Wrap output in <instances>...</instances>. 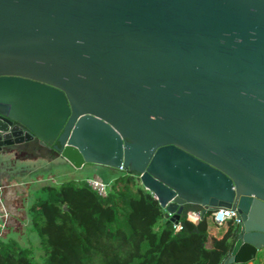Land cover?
<instances>
[{"label": "water", "instance_id": "obj_1", "mask_svg": "<svg viewBox=\"0 0 264 264\" xmlns=\"http://www.w3.org/2000/svg\"><path fill=\"white\" fill-rule=\"evenodd\" d=\"M135 173L178 223L238 210L264 249V0H0V150Z\"/></svg>", "mask_w": 264, "mask_h": 264}, {"label": "trees", "instance_id": "obj_2", "mask_svg": "<svg viewBox=\"0 0 264 264\" xmlns=\"http://www.w3.org/2000/svg\"><path fill=\"white\" fill-rule=\"evenodd\" d=\"M27 145L32 157H55L36 141ZM40 191L27 209L38 244L31 248L4 235L0 264H223L237 238V223L229 220L222 234H212V212L192 216L200 211L193 205L184 207L176 232L159 201L126 170L116 173L105 196L84 178Z\"/></svg>", "mask_w": 264, "mask_h": 264}, {"label": "crops", "instance_id": "obj_3", "mask_svg": "<svg viewBox=\"0 0 264 264\" xmlns=\"http://www.w3.org/2000/svg\"><path fill=\"white\" fill-rule=\"evenodd\" d=\"M24 149L28 147V145H24ZM5 149L0 150V158L4 157ZM27 154L26 159H22L21 161L14 162L12 168H15V172L11 173L9 170L12 168L9 162L6 164H1L0 167V183L5 186L3 196H2V204L6 209H8L10 213V217L8 220V229L5 232L6 236L13 237L17 239L23 245L28 246L27 244L30 239L28 240L27 233L31 232V220L27 209L30 204L35 202L37 199V192H39L42 188V182L45 180H51V177L54 176L53 173L48 171V166L52 164L58 158L62 157H54L52 160H44L37 157H32L28 154L27 150L24 155ZM30 156V157H29ZM39 158V159H38ZM37 159L30 163L29 161ZM67 161V160H66ZM68 162V161H67ZM17 169V170H16ZM84 170H88L89 172L94 173V176H104L111 172V175H108L114 178L117 171L116 169H110L105 167H100L96 165H85L83 168ZM111 170V171H110ZM7 171V172H6ZM110 171V172H109ZM109 172V173H108ZM93 176H85L84 179L90 178ZM57 183V182H55ZM34 232V231H33ZM35 233V232H34ZM212 234H217L215 231H211ZM36 234V233H35ZM37 236V235H35ZM261 250L258 252V254ZM257 254V255H258ZM253 264V262L251 263Z\"/></svg>", "mask_w": 264, "mask_h": 264}, {"label": "rangeland", "instance_id": "obj_4", "mask_svg": "<svg viewBox=\"0 0 264 264\" xmlns=\"http://www.w3.org/2000/svg\"><path fill=\"white\" fill-rule=\"evenodd\" d=\"M25 152H26V150L23 148V146H16V147L5 149L4 157H2V159L0 158V165L3 162H4L3 164H5L6 162L7 163L9 162V164L11 165L10 167L12 168L13 164H15L14 162L21 161L22 159L27 158V154L24 155ZM40 158H42L44 160L45 159L50 160V159H47L44 157H40ZM35 161H38V160L33 159L29 162L35 163ZM0 170H2L1 167H0ZM14 170H15V168H12L11 170H9V172L14 173L15 172ZM48 171L53 173L54 176L51 177V180L49 179V180L43 181L42 185H45L48 183H55V182L59 183L63 180H68V179H79V180H81V179L85 178V176H87V175L94 176V173L89 172L88 170L86 171L84 169L74 168L64 158H58L55 161H53L52 164L50 166H48ZM111 178L112 177L107 175L106 180L109 181V179L111 180ZM42 195H44V193L42 191H39V192H37L36 196L38 198L39 196H42ZM224 230H225V226L216 228L211 221L210 231H215L217 234H222L224 232ZM35 235L36 234L33 231L27 233V236H28L27 239L31 240V241H29V243L27 245L30 246L31 248L36 247V245L38 244V238ZM35 254L38 257L40 253L38 250H35ZM252 262H253V264H264V249L261 250V252L257 255V257L254 260L249 261L245 264H251Z\"/></svg>", "mask_w": 264, "mask_h": 264}, {"label": "built area", "instance_id": "obj_5", "mask_svg": "<svg viewBox=\"0 0 264 264\" xmlns=\"http://www.w3.org/2000/svg\"><path fill=\"white\" fill-rule=\"evenodd\" d=\"M117 171H124L123 168ZM88 184L96 190L100 195L105 196L107 194L109 184L113 179L106 180L102 177L93 176L86 179ZM5 186L0 183V239L4 237L5 232L8 229V220L10 217V213L8 209L4 207L2 204V196L4 192ZM155 197V196H154ZM156 198V197H155ZM164 209V208H163ZM234 208H218L214 211H212V223L216 228L223 227L226 225V223L229 220L234 221L235 223H239L241 221L240 215L238 213V210L235 209V212H233ZM165 211V209H164ZM166 212V211H165ZM192 216H196L198 218H201V211L199 212H192ZM173 227L175 231H180L182 229V225L180 221L178 223H173Z\"/></svg>", "mask_w": 264, "mask_h": 264}, {"label": "flooded vegetation", "instance_id": "obj_6", "mask_svg": "<svg viewBox=\"0 0 264 264\" xmlns=\"http://www.w3.org/2000/svg\"><path fill=\"white\" fill-rule=\"evenodd\" d=\"M24 145H27V143H25V144H23V145H20V146H23V148H25L24 147ZM49 151V150H48ZM52 153H53V150H50ZM238 237V236H237Z\"/></svg>", "mask_w": 264, "mask_h": 264}]
</instances>
